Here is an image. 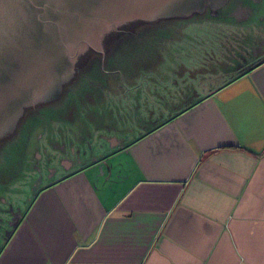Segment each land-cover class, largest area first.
I'll return each instance as SVG.
<instances>
[{"label":"crops","instance_id":"1","mask_svg":"<svg viewBox=\"0 0 264 264\" xmlns=\"http://www.w3.org/2000/svg\"><path fill=\"white\" fill-rule=\"evenodd\" d=\"M199 51L99 70L103 119L4 192L0 264H264V57L211 86Z\"/></svg>","mask_w":264,"mask_h":264},{"label":"water","instance_id":"2","mask_svg":"<svg viewBox=\"0 0 264 264\" xmlns=\"http://www.w3.org/2000/svg\"><path fill=\"white\" fill-rule=\"evenodd\" d=\"M220 1L0 0V139L25 107L57 96L91 50L103 60L118 30Z\"/></svg>","mask_w":264,"mask_h":264},{"label":"rangeland","instance_id":"3","mask_svg":"<svg viewBox=\"0 0 264 264\" xmlns=\"http://www.w3.org/2000/svg\"><path fill=\"white\" fill-rule=\"evenodd\" d=\"M224 1L227 0H221L219 4ZM211 3L207 2L202 8L191 10L190 13L164 16L152 22L141 19L130 31L118 30L107 42L103 60L100 51L91 50L87 57L74 67L73 77L62 83L61 91L57 96L34 106L25 107L24 115L16 129L14 128L12 133L3 138L0 145V201H4L3 198L6 197L4 192L10 190L9 186L13 182L25 179L41 132L47 133L55 129L63 134L65 129L71 132L75 127L88 131V122L103 119L93 111L95 104L100 103L102 106L104 103L101 96L103 91H97L99 87L103 89L104 86H95L104 82L103 79L97 80L98 77L93 75L96 72L93 70L95 62H101L103 68L109 70L119 68L122 61H126L123 58L133 57L135 53L148 52L147 54L151 55L153 52H166L174 48H179L183 52L200 49L201 58L203 55L207 56L209 85L224 83L244 71L249 60L252 59V47L262 34L259 28L261 26L247 35L243 28L245 26L236 19L242 18L245 11L242 9L244 12H239L233 0H230L226 6H221L222 10ZM226 13L228 15H225ZM259 15L264 16V13H257L255 23ZM170 18H183L180 22L185 26L173 27L168 37L157 36L155 39L148 37L154 26L158 30V26L165 24L163 20ZM137 61L140 65L143 60ZM152 62L148 65L150 66ZM136 65L138 64H134ZM95 90L97 99L93 101ZM52 107H56V111L48 112L47 110ZM43 142L44 144L48 142V138H44Z\"/></svg>","mask_w":264,"mask_h":264},{"label":"flooded vegetation","instance_id":"4","mask_svg":"<svg viewBox=\"0 0 264 264\" xmlns=\"http://www.w3.org/2000/svg\"><path fill=\"white\" fill-rule=\"evenodd\" d=\"M230 0L221 2L220 4H215L213 3V6L215 7H220V9L222 10L223 8L221 6H226L229 3ZM224 3V4H223ZM232 3V2H231ZM246 3V4H244ZM233 4L236 6V9L240 12V11H245V14L243 15L242 18H236L237 21H239L240 23H242V26H245L243 28H245L246 34H250L253 31L255 32L257 29L260 28V38L258 39V41L256 42L255 46L252 47L251 50V54H252V59L249 60V63L247 64V67L252 65L253 63H255V61L261 59L262 57H264V16H258L257 18V23L254 22V19L256 18L257 13H264V0H233ZM243 9V10H242ZM243 11V12H244ZM225 15H228L227 13ZM224 16V15H223ZM235 16V15H234ZM261 26V27H259ZM259 27V28H258ZM246 67V68H247ZM74 72V71H73ZM99 72V70H96V72H94V76L96 75L97 77H100L99 75H97ZM62 86V85H61ZM51 99V98H50ZM50 113H54L56 111V107H52L49 110H47ZM24 115V111L22 112L21 116L18 118V120L16 121L15 124V129L17 127V124L19 123L21 117ZM31 117V116H30ZM34 117V116H33ZM32 117V118H33ZM31 118V119H32ZM66 130V129H65ZM43 132H41L39 135V140L37 143V147H41L42 151H45L44 148L46 146V143L44 144L43 140L44 138L47 137V133H44V136L41 138V134ZM49 144H52L51 142ZM54 158L52 156H45L44 159H37L35 156H33V161L30 162V167L32 168L34 175L36 176V178L34 179V181L38 180V177L41 176V169L49 164H52ZM34 176V177H35ZM33 181V179H32ZM4 204H2L0 202V214H7V215H14V211L11 209V207L8 205H6V208L3 207ZM1 219V217H0ZM12 220L10 219H6V221H1L0 220V228L5 226H11L12 224Z\"/></svg>","mask_w":264,"mask_h":264},{"label":"trees","instance_id":"5","mask_svg":"<svg viewBox=\"0 0 264 264\" xmlns=\"http://www.w3.org/2000/svg\"><path fill=\"white\" fill-rule=\"evenodd\" d=\"M183 18H170V19H164L163 21H165V24H162L160 26H158V30H156L155 26H154V30H151V33H149V38L150 39H155L157 36L158 37H168L171 35V30L174 29L173 27H182L185 26L184 23L180 22L182 21ZM157 34V35H156ZM152 37V38H151ZM121 52V50L119 51V53ZM102 63L97 61L95 62V64L93 65V70H100L101 68H103V65H101ZM91 69V67H90ZM2 139H0V145H1ZM8 145V144H7ZM6 145V147H7Z\"/></svg>","mask_w":264,"mask_h":264}]
</instances>
